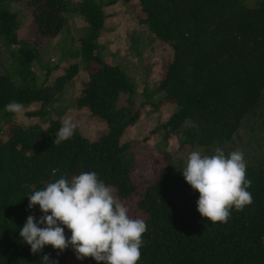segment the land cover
Segmentation results:
<instances>
[{
    "label": "trees",
    "instance_id": "1",
    "mask_svg": "<svg viewBox=\"0 0 264 264\" xmlns=\"http://www.w3.org/2000/svg\"><path fill=\"white\" fill-rule=\"evenodd\" d=\"M14 1L0 0V52L6 56H0V131L8 134L0 140V264H41L43 255L58 264H96L90 257L77 260L71 246L58 254L48 245L33 255L19 235L29 215H43L38 205L28 209L32 192L83 172H96L119 201L134 203L129 217L145 221L137 264H264V0H126L136 1V21L172 50L152 90L120 62L106 61L101 39L110 30L106 8L115 1L26 0L41 39H68L59 45L68 65L43 69V80L38 68L44 53L20 37ZM76 18L83 30L73 36ZM78 82L76 110L99 119L106 131L92 141L76 128L71 139L53 144L61 119L69 116L62 98ZM12 101L31 109L27 116L37 121L19 124L5 111ZM162 102L174 108L153 132L163 141L175 137L206 155L216 147L227 155L242 144L253 203L243 211L233 208L227 223L201 217L199 193L173 168L170 154L156 182L134 184L126 134L146 106L156 109Z\"/></svg>",
    "mask_w": 264,
    "mask_h": 264
},
{
    "label": "clouds",
    "instance_id": "2",
    "mask_svg": "<svg viewBox=\"0 0 264 264\" xmlns=\"http://www.w3.org/2000/svg\"><path fill=\"white\" fill-rule=\"evenodd\" d=\"M5 111L23 118L25 106L12 101ZM77 126L72 116H66L53 144L71 139ZM246 168L247 161L240 149L227 155L220 147L214 149L213 155H203L198 150L188 154L181 171L186 183L199 193L197 211L201 217L213 224L227 223L233 208L243 211L253 203L247 190L251 181L246 179ZM113 191L96 172L48 183L28 196V209L38 205L43 215L39 220L29 215L20 229V238L30 246L33 255L42 253L48 245L58 254L71 246L77 260L90 257L96 264H137L147 225L142 219L130 218L128 208ZM65 228L71 232L70 238H66ZM41 264L58 261L43 255Z\"/></svg>",
    "mask_w": 264,
    "mask_h": 264
},
{
    "label": "rangeland",
    "instance_id": "3",
    "mask_svg": "<svg viewBox=\"0 0 264 264\" xmlns=\"http://www.w3.org/2000/svg\"><path fill=\"white\" fill-rule=\"evenodd\" d=\"M108 1H115V4L106 8L108 28L110 30L101 39L102 45L106 47L104 52L106 61L113 64L120 62L129 75L133 77L140 75L148 81L150 89H154L155 84H158L163 78V63L171 57V47L157 39L136 21L135 10L132 7L136 1L133 3H128L126 0ZM11 7L18 15L20 37L35 44L44 53L43 66L38 68L40 79H44L43 69H53L57 65L67 66L68 62H66V59H61L59 45H64V40L68 42V39H65V36L41 39L33 27L32 18L26 8V0H15ZM71 23V35H79L83 30L81 21L76 18ZM135 37L139 39V42H135L133 39ZM72 48L76 49L75 44L72 45ZM0 56L6 58L5 53L0 52ZM60 62L62 64H59ZM44 66L46 67L43 68ZM53 74L55 75L57 72L54 71ZM79 77L84 79L85 75L81 72ZM138 84L141 86L140 91H143V81L141 83L138 82ZM80 87L79 82L69 87L62 98L63 105L61 106L69 105L68 115L72 116L77 122L79 131L85 137L95 141L106 131V126L99 119L89 114L85 115L82 110H76L75 100L80 93ZM137 99L141 101L144 100V97L138 96ZM158 105L156 109L146 106L143 109L144 113L140 122L126 134V138L130 142V153L133 156L131 176L134 184L138 186L149 185L157 181L161 172L167 168L169 158L166 157V154L171 155L173 168L176 171L178 169V173H182L181 170L185 166L188 154L191 151L198 150L186 148L187 146L182 147L179 140L175 137H171L165 142L161 136L162 134H153L156 128L172 115L174 110L167 102H162ZM38 108L39 106L33 109ZM30 110L25 108L24 117L17 118L16 121L25 126L37 121L36 119L28 118L27 112ZM44 127H47V124H44ZM247 134L245 131L242 132L244 138H247ZM7 136L5 129L0 131V140L4 141ZM241 147L242 144H239V147L236 146L235 150L241 149ZM200 152L206 155L202 150ZM125 206L130 208L134 206V203L128 200L125 202Z\"/></svg>",
    "mask_w": 264,
    "mask_h": 264
}]
</instances>
